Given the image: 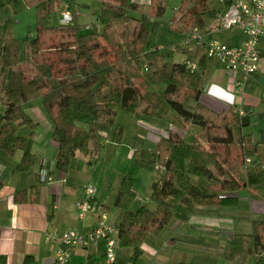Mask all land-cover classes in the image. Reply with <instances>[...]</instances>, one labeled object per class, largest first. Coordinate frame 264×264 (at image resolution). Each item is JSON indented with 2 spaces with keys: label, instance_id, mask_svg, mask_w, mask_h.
<instances>
[{
  "label": "trees",
  "instance_id": "trees-1",
  "mask_svg": "<svg viewBox=\"0 0 264 264\" xmlns=\"http://www.w3.org/2000/svg\"><path fill=\"white\" fill-rule=\"evenodd\" d=\"M63 2L67 1L0 0V9L8 7L14 14L27 7L35 9L31 37L14 35L11 15L0 20V150L8 155L21 151L15 169L35 166L32 144L38 123L23 106L35 98H40L52 122L51 137L57 146L54 162L61 171L68 170L76 151L102 155L108 141L122 143L125 126L116 121L121 109L134 116L140 127L143 121L163 128L166 134H159L154 147L146 146L142 134L133 135L132 156L154 166L144 201L150 206L141 202L132 207L136 191L130 174L106 173V191L117 180L113 205L121 211L116 221L118 246L130 247L127 259L136 264L140 244L158 235L179 210L170 198L203 215L217 214L214 207L230 203L229 191L242 186L251 197L264 200V149L242 135L237 112L231 108L216 112L200 101L205 85L201 57L199 67L191 70L185 63L190 55L186 49L179 50L186 53L182 60H168L158 47V19L168 0H148L146 11L145 4L135 0H100V28L96 29L77 20L78 14L67 23L49 22ZM177 2L168 19L172 30L186 35L205 26L206 0ZM151 84L157 89H149ZM174 116L182 125L192 123L198 128L184 135L186 131H172L175 123L162 124ZM246 157H250L247 163ZM187 173L199 183L189 180ZM24 192L16 191L14 199H25L19 196ZM239 219L247 221L249 230L232 232L223 256L234 261L254 255L256 263L264 264V213ZM30 260L31 255H26L23 264ZM0 264H6L3 254Z\"/></svg>",
  "mask_w": 264,
  "mask_h": 264
},
{
  "label": "crops",
  "instance_id": "crops-1",
  "mask_svg": "<svg viewBox=\"0 0 264 264\" xmlns=\"http://www.w3.org/2000/svg\"><path fill=\"white\" fill-rule=\"evenodd\" d=\"M63 1L70 3L69 0ZM135 1L143 2L145 4L143 10L146 11L148 0ZM218 2L220 5L212 20H207L203 16L206 24L200 28V32H205L204 34H207L208 37L217 38L228 44H238L245 38L241 31L237 29L222 30L217 27V12L224 5L222 1L218 0ZM100 3V0H90V3L85 5L87 7H83L84 13H80V15L83 13V17L79 21L90 23L92 17L97 16ZM177 4L178 2L173 8ZM206 4H208V0H206ZM95 7L98 10H95ZM258 50L260 59L257 70L247 77L243 91L237 92L232 86L233 74L226 72L216 62L205 58L201 49H196L199 58L201 57L200 65L204 69L203 76L205 78L200 101L216 112L227 110L231 106L243 108L245 112L240 114L243 123L242 135L250 138L263 150L264 33L259 37ZM177 52L182 53L183 57L175 60H182L186 55L183 51ZM31 108L36 110L34 106ZM24 109L34 120L33 113L25 106ZM169 120L165 119L164 122H161L166 124ZM34 121L38 124L32 144V152L35 156V166L32 169H15L21 157V151L8 155L0 150V254L5 255L6 264H23L26 255H31L29 264H50L55 254L56 244L47 239V234L53 229L61 231L72 226L88 231L95 224L98 214L97 212L89 213L81 219L77 216L75 206L76 201L83 196V184L93 183L94 175L90 172L92 168L94 170L93 163L86 166L85 163H82L83 159L77 156L75 160L71 159L67 171L58 170L54 162L57 146L51 137L52 123L45 116L41 120ZM127 122L125 120L122 122L125 126L122 143L108 141L102 152V161L104 159L105 162L113 163V160L116 161L118 158H134L132 156L133 135L137 132L145 137L146 146L154 147L156 144L158 136L155 128L140 127L137 125L136 119L134 123L129 121L132 135L129 139L125 138ZM176 126L172 131L181 134L185 129L189 134L198 128L196 124H176ZM38 128L42 130L41 133L38 132L40 130ZM124 142L127 144L124 145ZM43 167L49 169L51 177L48 182L40 181L37 178ZM103 172V168L98 172L99 181ZM124 172L126 173V169ZM197 182L198 180L195 183ZM116 184L117 180L115 186ZM115 186L111 191H106V187L103 188V193L97 186L98 189H96L94 197L107 211L109 217L118 221L121 216L120 210L119 217L118 213L111 216L114 207L112 202L116 194ZM22 189H25L26 192L20 193L19 196L25 197V199L15 200L14 193ZM134 190L136 194H143L147 197L150 193L149 189L143 192L134 187ZM229 193L236 195L230 197V203L214 207L218 210L217 214L193 213L189 207L185 211L178 210L158 235L140 244L142 253L139 264H258L255 262L254 255H243L230 261L223 256V250L232 232L249 230L247 221L239 219V217H246L255 212L264 213V200L251 197L248 189L244 186L236 191H229ZM33 198L35 199L33 200ZM139 204H141L140 201L135 199L132 207L135 208ZM201 207L207 206L202 205ZM121 248L125 247L118 246L117 255L119 261L124 262L128 260L130 253L122 255ZM127 249L131 252L130 247ZM197 252L198 254L201 252V255H198ZM102 256L103 240L100 239L96 244L84 248H72L69 262L70 264H80L87 258L90 263L97 264L101 262Z\"/></svg>",
  "mask_w": 264,
  "mask_h": 264
},
{
  "label": "built area",
  "instance_id": "built-area-1",
  "mask_svg": "<svg viewBox=\"0 0 264 264\" xmlns=\"http://www.w3.org/2000/svg\"><path fill=\"white\" fill-rule=\"evenodd\" d=\"M224 2L223 7L217 12L216 21L218 29H237L241 31L245 38L238 44H228L217 38L205 36L200 32V28H193L182 40L172 49L180 47L190 52L185 58L187 67L196 70L199 67L196 49H201L205 58L212 60L223 68L226 72L233 74V89L241 92L247 77L255 72L258 67L260 53L258 50L259 37L264 33V0H220ZM78 11H73L69 3L63 2L59 10V22L67 23L73 19ZM158 47H163L161 44ZM231 109L239 115L245 110L240 107L231 106ZM143 127H154L156 135L166 134L165 130L153 124L140 121ZM172 128V124L169 126ZM250 157L245 158L247 163ZM40 180L50 181L49 169L43 167L40 171ZM83 196L75 203L77 216L85 218L89 213H98L96 222L88 231L81 230L76 226L64 230H51L47 234V239L54 244L55 254L50 264H70L69 258L71 249L75 247H86L96 244L98 240H103V256L97 264H134L132 261L121 262L118 259V228L116 221L109 218L107 211L95 199L96 186L86 183L82 189ZM147 197V196H146ZM140 202L148 200V197L136 195ZM80 264H92L87 258Z\"/></svg>",
  "mask_w": 264,
  "mask_h": 264
},
{
  "label": "rangeland",
  "instance_id": "rangeland-1",
  "mask_svg": "<svg viewBox=\"0 0 264 264\" xmlns=\"http://www.w3.org/2000/svg\"><path fill=\"white\" fill-rule=\"evenodd\" d=\"M69 2H70L69 5L71 4L73 11H78V12L84 13L83 7L87 3L89 4L90 0H69ZM176 2H177V0H169L166 11L164 12L163 16L158 19L160 27H159V30L157 33V41L159 44H161L163 46L161 51H162V53L165 54V56L168 60H170V59H181L183 57L182 53L177 52V51L181 50L180 47L175 49V51H174L175 53L171 52L172 46H174L178 42H180L184 36V35H181V34L175 32L174 30H172L168 26V19L172 15L173 7L176 5ZM207 5H208V8L206 10V13L204 14V18H206L207 20L208 19L212 20L214 15H215L216 9L219 7L220 3L218 2V0H208ZM85 7H87V6H85ZM59 9H60V5H59ZM94 9L98 10V8H96V7ZM83 13L81 15L78 14V16H76L77 20L82 19ZM10 15L14 18L13 33L15 36L22 39L24 37H31L34 35V33H35V9H34V7H27L24 10H22L18 13H15V14L12 13V11L8 7H3L2 9H0V20L4 19L5 17H8ZM58 19H59V14L56 11L50 15V18L48 21L51 23H57ZM97 19H98L97 16L92 17V21L89 24L90 28H93V29L100 28V24L98 23ZM202 33H205V32H202ZM205 36H207V34H205ZM100 38L104 40V37L102 35H100ZM149 89H157V86L154 84H151ZM24 106L29 111H31L33 113L34 120H36V121L41 120V119H43L44 116L47 118L46 112L40 103V98L28 100L24 103ZM33 106L36 107V110L35 109L33 110L31 108ZM124 120L128 121L127 122V130L125 133V138L129 139V137L132 135V131L129 129V125H130L129 121H131V123H134L135 117L132 116L130 113L126 112L125 110L121 109L117 115L116 121L123 122ZM169 121L175 123V125H174L175 127H177L176 124L182 125L181 124L182 122H180L181 120L177 116L171 117V119ZM49 122H51V121L49 120ZM188 124H192V123H188ZM38 129H40V128H38ZM186 130L187 129H185V131ZM41 131L42 130L40 129L38 132L41 133ZM187 132L184 135H188ZM123 144L125 145L127 143L124 142ZM74 156L75 157H72L73 158L72 160H75V158H77V156H78L79 158L83 159L84 162L82 161V163H85L86 166H89L90 163H93L94 166L98 165L97 166L98 169L92 170L93 168L92 169L90 168L91 169L90 172L93 175H94V172L96 173L94 175V178L92 179V181H93V183H95L99 186L101 193L104 192L102 190H104L103 188H105L108 184V179H107L106 173L107 172L110 173L111 171H114V172L120 171V170L124 171L125 169H126L127 174H130L131 176L133 175L134 187L137 190H141L143 192L147 191V189L150 190L149 182L151 181V172L154 169V166H152V163L148 160H145L142 158H137V157H134L131 159H128V158L119 159L118 158V160H116V161L113 160V163H109V162H105L103 159V161H101V163L98 164L97 159L100 160L102 158V155H97V154L84 155V154L76 151ZM227 157L228 156H226V158ZM101 168L104 169V172L102 173V176H100L101 180L99 181L98 172L101 171ZM186 177L189 180H193V181L196 180L197 181L196 176H194L193 174L187 173ZM197 183H199V182H197ZM112 189L113 188H110L109 191H111ZM139 193H142V192H139ZM109 194L111 196V192ZM139 195L147 198L143 194H139ZM233 195L235 196L236 194L233 193ZM229 196H231V195H229ZM108 200H109V198H108ZM170 201H172L177 206H179L180 212L185 211V209H188V207L186 205L179 203L177 200H175L173 198H170ZM144 203L150 206L149 201H146ZM116 213H118V217H119L120 216L119 209H117L114 206L112 209V212H111V216H114ZM120 251H121L122 255H124V254L126 255V254L130 253V251H129V249H127V247L121 248ZM197 254H198V252H197ZM198 255H201V252ZM203 256L204 255L202 254V257Z\"/></svg>",
  "mask_w": 264,
  "mask_h": 264
}]
</instances>
